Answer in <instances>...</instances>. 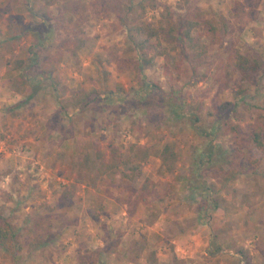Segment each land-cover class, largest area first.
Listing matches in <instances>:
<instances>
[{"label": "rangeland", "instance_id": "rangeland-1", "mask_svg": "<svg viewBox=\"0 0 264 264\" xmlns=\"http://www.w3.org/2000/svg\"><path fill=\"white\" fill-rule=\"evenodd\" d=\"M165 6L177 21L198 20L193 33L210 42L200 61L178 43L153 48L144 33L131 37L156 24ZM238 52L263 59L247 81ZM27 57L40 89L13 116L4 78L16 73L10 61ZM61 93L81 103L60 112ZM0 99V200L16 191L27 206L21 217L4 209L20 248H0V264H181L173 257L184 250L193 256L182 264H264V228H256L264 219V156L255 166L251 152L264 115V0H0ZM133 143L173 145L175 169L164 171L152 156L135 186L120 176L100 181L87 169V157L100 164L98 152L108 159L113 147ZM146 178L154 194L144 203ZM221 200L235 224H256L246 229V246L216 242ZM184 224L190 236L202 232L204 244L179 237ZM143 250L149 261L138 257Z\"/></svg>", "mask_w": 264, "mask_h": 264}, {"label": "trees", "instance_id": "trees-1", "mask_svg": "<svg viewBox=\"0 0 264 264\" xmlns=\"http://www.w3.org/2000/svg\"><path fill=\"white\" fill-rule=\"evenodd\" d=\"M154 5V4H153ZM197 19H181L177 21L175 19L174 12L171 7L165 6L162 11L161 18L156 24H147L145 27H137L136 34H132L131 37L137 34L144 33L145 40H155V43H150L151 47L157 46V44L166 43H178L182 50H188V56L192 59L200 61L209 49V43L202 38V33L194 34L193 31L198 25ZM27 28V27H25ZM19 29L18 32H23ZM143 44V43H142ZM30 55H36L35 52H30ZM234 58L237 60L236 68L241 72V79L247 81L250 77L261 69L263 66V59L260 55L247 56L245 52H238ZM33 60V59H32ZM31 58L15 59L10 61L13 68L16 70H22L18 74L11 77L6 85L8 90H13L20 95L25 96L23 101L17 102L13 105L6 106V112H10L13 116H20V111H17L27 101L37 97L40 87L38 84H33L30 81L27 73L32 70L31 66L34 63ZM183 58H179L173 63V69H179L180 63ZM32 62V64H31ZM147 63L151 64V59H146ZM170 65L165 64V68L168 70ZM33 71V70H32ZM44 72V71H43ZM170 78V77H169ZM171 80V79H170ZM60 112L66 113L72 106H77L81 103L79 98H65L64 94L59 95ZM89 96V95H88ZM87 97V94L85 95ZM227 107V104L219 105L217 108L219 111H223ZM1 108V106H0ZM263 121H261L256 129L252 133V163L257 166L263 158L264 151V115ZM232 129H237L236 126H232ZM157 156L162 161V169L164 171L172 172L175 169V162L177 161L176 152L173 145L167 144L159 151L155 146H147L140 144H130L126 150H122L119 147H113L111 149V156L106 159L105 156L98 152V158L101 160L100 164L95 160H91L87 157V169L94 171L95 176L100 181L106 180L115 182L120 176L122 179L130 182L133 186L136 185L138 180L143 176L142 165L147 162L150 157ZM148 178L139 187V193L141 201L146 203L150 195L154 194L153 188L148 187ZM152 186L155 187V183L152 182ZM102 208V204L100 205ZM4 207L0 206V248L5 253L14 254L20 248L17 235L18 231L12 224L10 219L4 212ZM96 214L92 211V216ZM97 217V216H96ZM155 221V215H153L152 221ZM245 258H247V252L242 251ZM137 255H139L137 253ZM179 263H183L182 260H178Z\"/></svg>", "mask_w": 264, "mask_h": 264}, {"label": "crops", "instance_id": "crops-1", "mask_svg": "<svg viewBox=\"0 0 264 264\" xmlns=\"http://www.w3.org/2000/svg\"><path fill=\"white\" fill-rule=\"evenodd\" d=\"M27 51H28V48H27ZM30 52L28 51V52H26V54H29ZM28 56V55H27ZM8 65H10L11 67H12V69H14L13 71H16V73H14V74H12V73H10V74H7V78H4L5 80H6V83H5V85H7V82H8V80L11 78V77H13L14 75H16V74H18L20 71H22V70H16L15 68H13V66H12V64H8ZM28 74V73H27ZM28 77H29V75H28ZM9 95H10V97H11V99H12V103H10V105H13V104H15L16 102H20V101H23L24 100V98H25V96H23V95H20L19 93H17V92H15V91H13V90H9ZM43 95H41L40 96V100H41V97H42ZM1 100V99H0ZM11 102V101H10ZM56 110V109H55ZM56 112H57V110H56ZM23 118L24 117H21V119L19 118L18 119V122H23L24 120H23ZM27 119H31L30 117L29 118H27ZM30 122H32V121H30ZM18 124V123H17ZM31 125H34V123H30ZM45 130V128L42 130L41 129V132H43ZM3 145L0 143V154H3L1 151H4L3 150ZM158 159V158H157ZM1 164H2V168H3V161H2V159H1ZM160 165V164H159ZM5 168V167H4ZM2 171H3V169H2ZM6 177L5 178H7L8 179V174H6L5 175ZM244 176L243 177H241L240 178V180H237V181H243L244 180ZM20 180H24L23 178H21L20 177V179H19V181ZM190 180V178L188 177V175H186V176H184L183 177V183L185 184H187L188 182H190L189 181ZM17 182V183H20V182ZM34 182L36 181V180H33ZM36 183V182H35ZM35 183H33L34 185H35ZM232 184V183H231ZM235 183H233V185H234ZM17 185V184H16ZM12 186V188L14 189V184L13 185H11ZM235 186V185H234ZM14 191V190H13ZM242 192V194H243V196H244V194H247V196L248 197H252V198H260V196L259 195H257V192L256 191H249V192H252V193H248V192H245V193H243V191H241ZM224 195H230V194H226V193H222V196H223V198H224ZM12 197H10V199H11V201L9 200V202L8 201H6V200H0V206H3L6 210H8V205H10L11 207H10V210H11V212H14V213H17L18 214V216L19 217H21V216H23V214H24V210L22 209L23 207H26V209H27V206L26 205H24V203H23V199H24V197H23V195L22 194H18V193H16V191H14V192H12V195H11ZM230 197V196H229ZM226 200H228V199H226ZM5 201H6V204H7V206H4V205H2L3 203H5ZM222 202V205L220 204ZM221 202L220 203H218V205H220V206H218L217 208H216V214H217V217H216V222H215V224H214V230L215 231H218L216 234H218V236H217V240H216V242H220V238L222 237L223 239V244L225 243V244H227V245H231V244H238V245H240V244H242V245H244V246H246L247 244H246V242H250L251 241V239L250 240H247L246 241V239L247 238H249L250 237V234L248 233V229H251V227L250 226H254V227H256V224H254V223H251V220L252 219H250V225L247 227V226H242L243 224H241L240 226H239V223H234L235 221H233V220H235V218L236 217H233V214H232V211H231V209H230V204L229 203H225V202H223L222 200H221ZM239 204H241L240 202H239ZM251 204H252V202H251ZM244 205V204H243ZM244 210H246L245 208H244ZM247 212V211H246ZM124 213H125V211H124ZM131 213V212H130ZM244 213H245V211H244ZM234 215H236L235 213H234ZM185 223V222H184ZM156 224V223H155ZM155 224H152L151 226L152 227H154V225ZM257 226L258 227H256L257 229H259V230H261V229H263L264 228V219L259 223V225L257 224ZM247 227V228H246ZM188 229V230H187ZM246 229L248 230L247 231V233H246ZM193 230V228H187V225L186 224H184V228L180 231V233H179V237H181V238H186V240H187V238H190L191 240H193L192 242H191V244H193V246L194 245H197V246H201L202 244H204V242L202 241V239H197L198 238V235H200V234H202V232L200 233V232H197V234H195V235H193V236H190V232ZM203 230V229H202ZM221 230V231H220ZM239 230H241V233H239V234H237V232L239 231ZM264 235L261 233L260 235H259V238L261 237H263ZM135 238H137V237H135ZM197 239V240H196ZM135 241H137V240H135ZM135 241H134V243H135ZM185 247H187V248H189L188 247V245H185ZM186 248V249H187ZM188 252V253H187ZM191 253V251H182L181 253H179L178 255H176L175 257H173V261H175V260H177V259H180V260H182V261H185V262H187V261H189L190 260V258H192V254H190ZM143 255H146V250H143V253H141L138 257H141V256H143ZM237 257L239 256L240 258H242L241 259V261L242 262H244V261H246L245 259H244V256H241V255H236ZM237 257H230V256H225V255H223V254H218V255H216L215 256V258H219V259H222V261H226L227 263H230V262H232V261H235V260H238L237 259ZM146 260L147 261H149V256L148 255H146ZM141 259V258H140ZM139 259V261H141ZM160 260V259H159ZM159 263H160V261H159Z\"/></svg>", "mask_w": 264, "mask_h": 264}]
</instances>
